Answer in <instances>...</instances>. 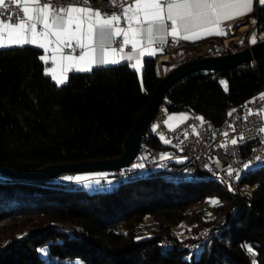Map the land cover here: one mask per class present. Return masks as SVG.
I'll return each mask as SVG.
<instances>
[{
  "label": "trees",
  "instance_id": "obj_1",
  "mask_svg": "<svg viewBox=\"0 0 264 264\" xmlns=\"http://www.w3.org/2000/svg\"><path fill=\"white\" fill-rule=\"evenodd\" d=\"M253 20L257 42L264 38L261 4ZM41 56L37 45L0 48V161L33 169L121 154L162 78L157 54L144 57L142 75L122 60L90 72L71 71L61 86L44 74ZM262 89L264 54L222 69L192 71L164 98L171 109L221 123L230 105ZM142 143L172 150L152 132ZM183 165L174 160L132 176L108 173L117 181L94 189L65 179L76 171L25 177L0 169V264H252L253 259L264 264V162L242 171L236 190L204 176L200 165V176L179 179ZM211 193L219 197L212 217L205 218L200 208L189 212ZM148 214L156 226L139 237ZM184 219L191 227L181 236L175 226ZM208 226L210 235L193 246L197 232ZM245 243L255 257L241 247Z\"/></svg>",
  "mask_w": 264,
  "mask_h": 264
},
{
  "label": "snow or ice",
  "instance_id": "obj_2",
  "mask_svg": "<svg viewBox=\"0 0 264 264\" xmlns=\"http://www.w3.org/2000/svg\"><path fill=\"white\" fill-rule=\"evenodd\" d=\"M110 3L115 4L116 0H110ZM259 3L264 6V0ZM10 4L16 5L17 10L14 13L9 10L7 14L0 12V48L37 45L47 51L45 42L52 43L49 37H53L61 53L65 47L72 49L69 55L61 54L59 60L52 57L59 73L52 68L44 70L45 75H50L57 86H61L67 82V74L71 71L90 72L93 66L114 65L121 60L134 61L132 67L137 68L145 52L149 56L155 55L153 45L166 44L169 36L173 42H178L193 37L202 39L201 31L208 35H226L222 22L250 12L253 0H133L132 4L121 5L119 14L94 10L89 0H77V4L59 8L51 5L50 0H44L43 4L32 0L31 9L27 3L18 4V0H8L7 3L0 0V9L8 10ZM122 18L124 26L120 24ZM251 42L256 43L255 34L251 36ZM129 45L132 51L125 53L124 48ZM77 50L80 51L78 57L74 55ZM40 59L47 63L45 56ZM222 83L226 89V82ZM261 98L264 99V94ZM232 114L228 113L229 116ZM197 119L203 120L202 117ZM260 131L264 132V128ZM231 143L235 145L238 141L232 139ZM75 179L80 181L86 177ZM241 247L255 257L251 245L245 243ZM252 264H256L255 259Z\"/></svg>",
  "mask_w": 264,
  "mask_h": 264
},
{
  "label": "built area",
  "instance_id": "obj_3",
  "mask_svg": "<svg viewBox=\"0 0 264 264\" xmlns=\"http://www.w3.org/2000/svg\"><path fill=\"white\" fill-rule=\"evenodd\" d=\"M132 1L116 0L113 4L110 0H89V4L97 6L103 13L119 14L120 6ZM71 3L77 4V0H50V4L55 8ZM18 4L23 5L22 0H18ZM9 10L14 13L17 6L10 4L8 10L0 9V12L7 14ZM121 20L124 22L123 18ZM226 25L229 28L228 34L221 38L202 41L191 47H185L183 39L173 42L171 36L167 38L166 44H157L159 73L162 74L161 67L167 68L170 64L190 57L234 51L252 44L249 34L255 25L248 16L237 18ZM119 39L117 38L118 41ZM65 49L72 50L66 47ZM177 53L178 56L175 58L173 55ZM261 94H264V89L230 105L221 123L197 113H190L186 119L173 126L166 120L168 100L164 98L154 114L147 133L160 135L172 150L166 153L158 147L141 143L138 154L129 165L108 170V173L117 177L132 176L143 168L169 166L174 160H182L184 165L176 174L179 179L197 178L201 174L198 168L200 165L206 171L204 176L217 178L227 187L236 190V178L242 166L247 162H264V132L260 131L264 128V114H261L264 113V99L261 98ZM230 112L233 113L231 116L228 115ZM197 117H202L203 120ZM232 139H237L238 143L233 145ZM137 165L143 167H136ZM211 228L212 226H209L200 231L192 245L204 242L210 235Z\"/></svg>",
  "mask_w": 264,
  "mask_h": 264
},
{
  "label": "water",
  "instance_id": "obj_4",
  "mask_svg": "<svg viewBox=\"0 0 264 264\" xmlns=\"http://www.w3.org/2000/svg\"><path fill=\"white\" fill-rule=\"evenodd\" d=\"M264 54V38L249 46L224 53L199 55L176 63L162 75L153 90L146 110L128 132L124 140L123 152L117 156L105 158H86L81 160L50 162L38 168H15L0 161V169L10 175L25 177H52L64 171L111 170L129 165L138 154L142 138L147 134L154 114L164 99L166 91L182 76L199 69H222L255 59Z\"/></svg>",
  "mask_w": 264,
  "mask_h": 264
},
{
  "label": "rangeland",
  "instance_id": "obj_5",
  "mask_svg": "<svg viewBox=\"0 0 264 264\" xmlns=\"http://www.w3.org/2000/svg\"><path fill=\"white\" fill-rule=\"evenodd\" d=\"M250 21L252 23L254 18H250ZM255 34L257 37V30L252 28L250 34H249V39L251 40V36ZM176 55V54H175ZM174 56V55H173ZM167 64V63H166ZM173 65L175 64H170L167 68L166 67H161L162 74H164L166 71H168ZM163 68V69H162ZM140 74L142 75V70L139 71ZM226 82V81H225ZM190 114V111L188 109H171L169 107H166V118L167 121L170 123L176 125L180 122H182L185 117H187ZM168 153V151L166 152ZM260 162L254 161V162H247L245 163L242 168L239 171V174L244 171L245 169H249L255 166H258ZM245 165H248L246 168ZM68 177H71L76 183H84L87 185L88 188L94 189V188H108L111 187L117 180L114 179L113 177L108 175V171L105 169H96V170H82V171H76L74 173H71L68 175ZM75 177H82L86 179H81L80 181H77ZM212 185L215 184V182L212 180L210 182ZM201 184H206V181H202ZM211 201H218L219 202V197L217 194H208L203 201H201L198 205L191 206L188 210L189 212L195 211L196 208H200L202 210V213L205 218H210L214 215V205L217 203H211ZM156 226L155 221L153 220L152 215L148 214L145 216L143 219L141 226L138 227V236L143 237L152 234V228ZM189 226V227H188ZM187 227V230L185 229ZM191 225H188V220L184 219L181 221L179 224L175 226L176 229L180 232L181 236H184L186 234V231H189ZM209 227V226H208ZM201 229L200 231H202ZM198 231L197 234L200 232Z\"/></svg>",
  "mask_w": 264,
  "mask_h": 264
},
{
  "label": "crops",
  "instance_id": "obj_6",
  "mask_svg": "<svg viewBox=\"0 0 264 264\" xmlns=\"http://www.w3.org/2000/svg\"><path fill=\"white\" fill-rule=\"evenodd\" d=\"M23 4L27 3L29 8L31 9V7L33 6L32 5V0H22ZM39 3L40 4H43L44 3V0H39ZM133 1L129 4H132ZM127 4V5H129ZM69 5H74L73 3L69 4ZM260 5L259 3V0H253V4H252V10L250 12H248L247 14L245 15H241V16H238L237 18H240V17H244V16H248L250 18H254V12H255V9ZM90 7L94 10H99V8L93 4H90ZM102 12V11H101ZM103 13V12H102ZM109 14H112V13H109ZM75 15V14H74ZM237 18L235 19H230V20H227V21H224L222 22L221 24V27L224 28L227 32V34L229 33V28L227 27V23L228 22H231L233 20H236ZM120 24L121 26H124V22H122V20L120 21ZM73 28H75V25H73ZM38 30H39V25H38ZM200 35H202L204 38L202 39H197L195 37H193L192 39L190 40H184L186 45L188 43H191V42H196V41H205V40H209V39H213V38H221L223 37L224 35H208L206 32H203L201 31ZM49 40H52L53 42L52 43H48V42H45L47 43V51L43 49V56H45L47 58V63H46V67L47 68H52L54 69L55 71H57V73H59V69L56 68V66L54 65L53 63V60H52V57L53 56H56L57 60H59V57L61 54L63 55H69L72 53V50H66L65 48L62 49V53H61V50L58 48V46L55 44L54 42V38L53 37H49ZM74 44V42H73ZM130 46V45H129ZM118 47V45H117ZM153 49L155 50L156 54L159 52V49L156 45H153ZM132 51L131 47L129 48L128 46H126L124 48V52L125 53H130ZM75 56H79L80 55V51L77 50L75 53H74ZM147 56V52H145V55L141 58V64L140 65H137V69L142 70V66H143V60H144V57ZM176 56H178V53L175 55L174 54V57L176 58ZM122 61V60H121ZM132 65V63H134V61H129ZM70 72H68L67 75H69ZM167 120V118H166ZM167 123L170 125V126H173L174 124L170 123L169 121H167Z\"/></svg>",
  "mask_w": 264,
  "mask_h": 264
},
{
  "label": "bare ground",
  "instance_id": "obj_7",
  "mask_svg": "<svg viewBox=\"0 0 264 264\" xmlns=\"http://www.w3.org/2000/svg\"><path fill=\"white\" fill-rule=\"evenodd\" d=\"M245 27V26H244ZM163 69V68H162Z\"/></svg>",
  "mask_w": 264,
  "mask_h": 264
}]
</instances>
